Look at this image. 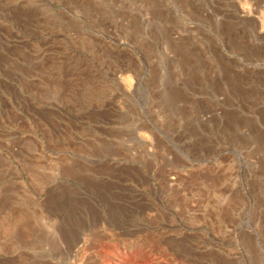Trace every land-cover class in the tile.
<instances>
[{
    "label": "rangeland",
    "instance_id": "374dc122",
    "mask_svg": "<svg viewBox=\"0 0 264 264\" xmlns=\"http://www.w3.org/2000/svg\"><path fill=\"white\" fill-rule=\"evenodd\" d=\"M0 264H264V0H0Z\"/></svg>",
    "mask_w": 264,
    "mask_h": 264
}]
</instances>
